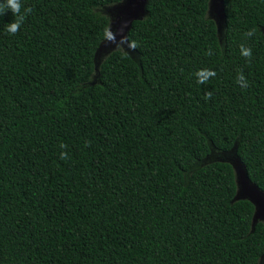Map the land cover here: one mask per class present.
Returning <instances> with one entry per match:
<instances>
[{
  "label": "trees",
  "instance_id": "obj_1",
  "mask_svg": "<svg viewBox=\"0 0 264 264\" xmlns=\"http://www.w3.org/2000/svg\"><path fill=\"white\" fill-rule=\"evenodd\" d=\"M122 1L21 0L15 35L0 16V264H259L255 205L203 162L236 147L264 192V0H225L221 39L210 0H149L138 58L97 68Z\"/></svg>",
  "mask_w": 264,
  "mask_h": 264
},
{
  "label": "rangeland",
  "instance_id": "obj_2",
  "mask_svg": "<svg viewBox=\"0 0 264 264\" xmlns=\"http://www.w3.org/2000/svg\"><path fill=\"white\" fill-rule=\"evenodd\" d=\"M131 4L130 0H124L122 3L111 5L100 9V13L105 15L110 20V30L115 34L116 43L108 42L105 40L100 52L97 56V68L102 64V62L114 51H123L130 54L134 58H138V55L131 50L127 43H124L122 47H117V44L121 41L122 37H125V33L121 30V23L123 17L122 14L127 11L126 9ZM220 11L215 9L214 2L210 4V9L208 11V18L216 22L218 26L220 39L225 32V24L220 20L221 18ZM235 149V148H234ZM233 149V150H234ZM232 150V151H233ZM235 151V150H234ZM213 162H226L231 164L237 176L238 188H239V199L240 198H250V195L256 194V190L252 185H249L245 179L244 175V166L239 162V159L235 152H220L215 149H212L211 155L203 162L204 165L213 163ZM264 222V218H259ZM259 264H264V257L260 260Z\"/></svg>",
  "mask_w": 264,
  "mask_h": 264
},
{
  "label": "water",
  "instance_id": "obj_3",
  "mask_svg": "<svg viewBox=\"0 0 264 264\" xmlns=\"http://www.w3.org/2000/svg\"><path fill=\"white\" fill-rule=\"evenodd\" d=\"M130 1H131V4L126 9L127 11H125L121 16V17H123V19H122L123 23H121V30L125 33L124 35L127 39H128V33L131 30L133 23L136 20H143L148 15L147 5H148L149 0H130ZM212 1L214 2L215 9L220 11V13L222 15L220 20L224 22L223 24H225V3H224L225 0H210L209 9H210V4ZM104 42L101 44V46L97 52L96 59H97L98 53L100 52ZM128 46H129V44H128ZM234 150L231 152L236 153L237 148L235 147ZM239 162L242 164V162L240 160H239ZM244 170H245V172H244L245 179L249 185H252L255 188L256 194L250 195V198H240V199H248L255 205L256 214L254 217V222H258V221H261V220H258L259 218H261V219L264 218V192H262L259 188H257L250 181L245 167H244ZM236 181H237V176H236ZM237 186H238V182H237ZM238 195H239V188H238V193H237V200H240Z\"/></svg>",
  "mask_w": 264,
  "mask_h": 264
},
{
  "label": "clouds",
  "instance_id": "obj_4",
  "mask_svg": "<svg viewBox=\"0 0 264 264\" xmlns=\"http://www.w3.org/2000/svg\"><path fill=\"white\" fill-rule=\"evenodd\" d=\"M21 9H22L21 0H4L3 3H0V16L6 15L7 11L11 10V12L13 13V16L15 17V19L13 21H11L10 23L5 25V30L12 35H15L19 31V29H20V27L24 21L25 15H27L28 13L31 12V9H25L24 13L22 14ZM104 37H105L106 41L116 43L115 34L110 29L105 30ZM124 43H128L129 47L133 50L137 48L136 42L135 41H129L126 37H122L119 44H117V47H122V45ZM243 55L245 57L250 56V50L244 49ZM198 75L200 76V82L202 83L206 80L207 76H214L215 73L205 71L203 73H198ZM211 95L212 94L209 93L208 98H210ZM60 158L61 159H67V156H66V154L62 153Z\"/></svg>",
  "mask_w": 264,
  "mask_h": 264
}]
</instances>
